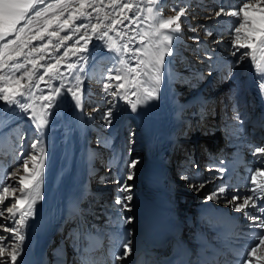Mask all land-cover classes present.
<instances>
[{"label": "bare ground", "instance_id": "bare-ground-1", "mask_svg": "<svg viewBox=\"0 0 264 264\" xmlns=\"http://www.w3.org/2000/svg\"><path fill=\"white\" fill-rule=\"evenodd\" d=\"M242 2L243 0H162L160 6L163 8L165 17L175 15L172 11L174 6L187 8L186 17L181 18L182 32L178 34L179 39L173 45L176 55L166 57V60L173 61L172 67L179 70L184 79L170 80L166 74L159 99L139 107L136 112H132L123 99L117 97L113 100V97L106 95L103 91V84L108 82L107 76H114L115 72L108 71L114 67V62L111 58L112 54L108 53L106 48H102L101 41L93 38L89 44L90 53H85L89 56L87 65L71 53L68 57L62 58L64 49L72 46L85 29L73 34L71 28L60 31L54 25L53 28L59 32V37L71 35L72 39L64 41L63 46L57 50L54 46L60 45L59 37L49 38L45 35L43 41H33L29 48L25 49L27 52L32 47L38 48L40 44H48L51 39L52 43L48 44L44 53L34 55L37 58L39 55H44L45 59L40 61V64L44 65L54 64L56 59H60L62 75L58 79L45 76L41 81L38 76L43 74L44 69L40 68L36 77H33V83L38 86L32 87L25 97L20 98L21 102L31 104L39 113L41 106L45 103L39 99L41 96L49 95L57 87L61 88L63 94L56 106L51 109V115L48 116L49 122L42 136L45 149L44 179L41 187L43 199L35 205V215L29 218L24 229L25 240L20 264H46L47 260L52 258V246L58 234L57 228L62 224L63 209L70 202L79 201L84 209L89 207V214L85 210L84 218L95 219L98 229L105 233L107 229H112L111 227L118 225L122 220L131 218L130 223H133L141 214L147 191H158L164 182L172 185L173 191L170 198L176 213L183 220L192 219L193 222L198 215L195 208L210 201L207 197L218 191L222 184L231 187L233 191L237 190L233 179L221 177L218 172L209 171V168L215 169L219 166L205 165L208 161L202 155L207 147L213 148L221 143V138L215 133L222 123L220 114L225 103L229 102L228 108H231L233 104L241 105L239 100L245 94L251 102L257 94L262 93L259 88L260 75L254 66L247 59L237 63L239 52L235 56L232 55L234 49L229 46V31L236 18L227 15L215 16V12L221 6L230 10ZM55 3L56 0H44V3L37 7L43 8ZM108 3L109 0H104L105 5ZM77 6L73 0L68 10L60 17L61 21L67 18L68 12ZM87 11L92 13L91 23H96V13L91 8ZM105 12H111L112 15L122 18L118 12H112L111 8H105ZM103 15L104 13H101V16ZM52 16L53 12L49 11L48 18ZM192 16L193 19H190ZM242 16L241 13V19ZM81 22L88 23L86 20L76 23ZM69 23L72 24L71 21ZM105 23H110V20ZM124 23L128 24V21ZM42 25L43 18L39 25L34 26L33 31L35 32L36 28ZM74 27L75 24H72V28ZM130 27L136 26L132 24ZM140 27L144 28L146 24H141ZM118 28L123 29V26L118 25ZM51 30L53 29H49ZM87 30L91 31L90 28ZM206 30L211 31L213 36H207ZM129 34L132 33L129 32ZM188 34L190 40H186ZM110 35L113 39L120 40L114 32ZM11 38L8 37V39ZM214 40H220L221 43H214ZM81 44H83L82 41ZM205 50L213 54L214 62L221 65V71H212L209 75L210 67ZM244 51L247 50L240 49V52ZM78 61L86 68V71L81 73L83 78L81 87L84 93L82 110L74 107L71 95L66 92V89L75 83L74 73L70 72L66 65ZM18 62L25 63V60L21 57ZM26 67L30 70L32 66L27 64ZM23 71L24 69H21L16 75H22ZM4 72L7 73L8 69ZM22 83H27L26 78ZM111 83L114 89L118 82L113 80ZM131 98L135 99V97ZM113 104L115 105L113 123L111 126H106L105 121L101 119V114ZM4 106L5 102L0 101V108ZM12 107L16 115L12 118L10 127L0 130V184H10L15 187L17 189L15 195L19 197L21 193L17 181L21 177L30 175L32 168L30 157L31 155L39 157V153L31 149V144L35 142V124L31 119L32 108L28 112H23L18 106ZM250 112L251 116L243 108L232 110L228 124L231 131H234V127L236 129L242 127L245 133L254 131L238 147L248 156L246 168H252L253 171L256 163L252 148L256 145H264V137L263 139L258 137L259 132H262L264 136V128L256 125L258 120L253 119L254 108L250 109ZM178 128L181 130L177 131ZM198 130L200 133H197ZM176 131L178 132L177 140L169 146L164 141L165 137L175 134ZM193 149H196V157L193 156ZM25 158L29 160L28 173L24 171ZM125 160H136L138 163L132 170L133 179L124 181L129 191L120 194L117 191L119 185L115 181L121 175H126L123 173ZM174 160L180 161L181 166L176 167ZM101 165H104L108 172L104 171V168L101 169ZM176 168H180L177 174L179 178L176 177ZM17 169L19 171L16 176L9 178L8 174L16 172ZM196 170L200 171V176L195 174ZM213 172H215L214 176H210ZM182 176L189 178L198 176L195 183L198 184L201 181L207 186L193 187L192 181L184 180ZM106 177H108L107 180H105ZM244 177L245 179L239 180V186H237L242 196L249 188L250 175ZM199 188L204 189L201 191ZM118 195H131L132 200L126 202L128 208L121 210L122 206L115 204ZM226 199L227 197H223L212 201L223 208L229 206L225 202ZM7 203L6 201L5 205ZM3 207L0 206V210ZM248 211L254 212L253 209ZM234 213L239 212L234 211ZM16 218H19V214ZM114 220L117 221L106 224ZM72 221L74 220L68 219L66 222L69 224ZM12 224L13 220L5 212L4 216L0 217V225L11 226ZM184 229L186 241L193 244L189 237L192 234L190 224ZM11 236L10 232L0 227V237L6 238L5 244L15 243Z\"/></svg>", "mask_w": 264, "mask_h": 264}, {"label": "snow or ice", "instance_id": "snow-or-ice-1", "mask_svg": "<svg viewBox=\"0 0 264 264\" xmlns=\"http://www.w3.org/2000/svg\"><path fill=\"white\" fill-rule=\"evenodd\" d=\"M78 5L71 12H68L67 18L61 21L60 17L68 10L69 4L73 0H56L55 4H48L43 8L37 6L44 3V0H0V101L5 102V106L0 108V130L8 129L12 118L16 115L12 106H18L23 112H28L32 108L31 119L35 124V142L31 144V149L39 153L31 155L32 168L30 175L21 177L17 183L21 195H15L17 189L10 184H0V217L7 212L13 220L11 226H4V231L12 234L11 239L15 243L5 244L6 238L0 237V264H20L23 254V243L25 240L24 229L28 220L35 215V205L43 199L41 187L44 179L45 168V149L43 145V133L48 124V116L51 115V109L56 106L59 98L63 94L61 88L57 87L49 95L41 96L39 99L45 101L41 106L39 113L29 103L21 102L20 98L26 96L32 87L38 86L33 83V77H36L40 68L44 69L38 79L43 81L45 76L51 79H58L62 75L60 72V59H56L54 64H40L45 59L44 55L38 58L34 55L44 53L51 44H40L39 47H32L25 52L26 48L33 41H43L45 35L49 38L59 37L60 31L72 29V33H79L81 29L85 31L79 35L75 43L64 49L63 57L78 56L79 61L87 65L90 53L89 44L95 38L102 42V48H106L108 53L112 54L114 67L109 72H115V75H108L106 83L103 84V91L106 95L123 99L130 107L132 112H136L139 107L146 105L150 101L159 99V93L162 82L167 78L172 80L184 79L183 74L172 67L173 61L166 60V57L176 55V49L173 45L178 41V34L182 32L181 18L186 17L187 8L183 6H174L172 11L175 15L165 17L163 8L160 6L162 0H109L107 5L104 0H74ZM103 5V7H101ZM91 8L96 13V23H91L92 13L87 9ZM105 8H111L112 12H118L122 18L112 15L111 12H105ZM57 9L59 11L57 12ZM49 11L53 16L48 18ZM101 13H104L101 16ZM241 13L243 14L241 19ZM227 15L235 17V23L229 31L230 47L234 49L232 55L240 53L237 63L248 60L254 66L256 72L260 75L261 82L259 88L264 92V0H243L240 5L230 10L223 6L215 12L216 17ZM43 18V25L37 27L35 32L34 26L40 24ZM88 21V23H76L77 21ZM110 23H105L109 21ZM75 27L72 28V24ZM128 21V24L124 22ZM23 22V24H22ZM22 24V26H21ZM135 24V28L130 27ZM141 24L146 27L141 28ZM55 25V28L53 26ZM123 26L124 31L118 28ZM19 26V27H18ZM91 29L89 32L87 29ZM49 29H53L49 31ZM195 31V29H193ZM114 32L120 40H115L110 35ZM129 32L132 34L130 35ZM207 36H213L211 31L205 33ZM8 37H12L8 39ZM139 38V39H137ZM198 39V37H193ZM60 45L54 46L59 50L63 42L72 39L71 35L59 37ZM81 41L83 44H81ZM122 41V42H121ZM214 43H221L220 40H214ZM131 45V46H130ZM240 49L247 51L240 52ZM205 56L209 61V75L212 71H221V65L214 62L213 54L205 50ZM23 57L25 63L18 62ZM31 57V58H30ZM218 59V58H217ZM68 63L67 69L74 73L75 83L68 87L66 92L71 95L74 101V107L83 109V89L81 87L83 78L81 73L86 68L80 63ZM11 62V63H10ZM31 64V69L26 65ZM8 69L5 73L4 70ZM24 69L23 74L17 76L16 73ZM55 73V75H53ZM203 75L202 73L200 74ZM26 78L27 83H22ZM115 84L114 89L112 81ZM63 87V85L61 86ZM131 97H135L133 100ZM111 103V102H109ZM113 104L101 114V119L105 121L106 126H111L114 116ZM97 111V109H93ZM238 118V117H237ZM252 155L255 157L256 167L250 173L248 183L251 187L242 196L237 189L233 191L227 185H221L218 191L213 192L207 197L208 200H219L227 197L226 203L236 212L243 213L244 218L249 222L248 227L254 231L251 237L252 243L240 252L235 253L238 257L237 264H264V145H256L252 148ZM29 160H23L24 171L29 172ZM136 160H125L123 173L115 182L119 185L117 191L120 194L129 191L128 186L124 183L126 180L133 179V169L137 165ZM222 164V161L220 162ZM198 167V165H195ZM16 172H10L9 178L15 177ZM209 171H215L223 174L226 169L221 166L215 169L209 168ZM184 180H191L193 187H203V183H195L198 176L189 178L181 177ZM11 188V192H10ZM131 195H118L115 204L121 205V210L128 208L127 201H131ZM8 202L5 205V202ZM253 209L254 212H249ZM17 214L19 218L17 219ZM131 218L121 221L122 224L129 223ZM131 235L126 229L118 238L115 247L110 250L112 264L126 260L132 253V241L128 238Z\"/></svg>", "mask_w": 264, "mask_h": 264}, {"label": "rangeland", "instance_id": "rangeland-1", "mask_svg": "<svg viewBox=\"0 0 264 264\" xmlns=\"http://www.w3.org/2000/svg\"><path fill=\"white\" fill-rule=\"evenodd\" d=\"M193 19V16L192 17H190V19ZM192 37V36H191ZM186 40H190V37H189V34L188 35H186ZM221 74V73H220ZM219 74V75H220ZM221 99V98H220ZM223 99V98H222ZM221 101V100H220ZM94 126H96V125H94ZM188 133H189V131H188ZM197 160L199 161V159L197 158ZM175 161V160H174ZM182 164V163H181ZM102 167H101V169H103L104 168V165H101ZM176 170H177V168H176ZM104 171H106V172H108V169L107 168H104ZM177 178H179V177H177Z\"/></svg>", "mask_w": 264, "mask_h": 264}]
</instances>
